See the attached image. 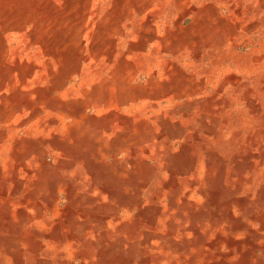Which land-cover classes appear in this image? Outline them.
Wrapping results in <instances>:
<instances>
[{
  "label": "bare ground",
  "instance_id": "6f19581e",
  "mask_svg": "<svg viewBox=\"0 0 264 264\" xmlns=\"http://www.w3.org/2000/svg\"><path fill=\"white\" fill-rule=\"evenodd\" d=\"M0 264H264V0H0Z\"/></svg>",
  "mask_w": 264,
  "mask_h": 264
}]
</instances>
